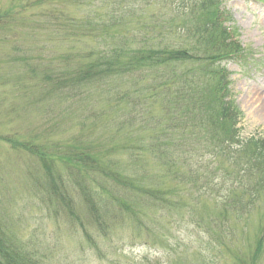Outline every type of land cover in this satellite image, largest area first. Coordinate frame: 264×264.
Masks as SVG:
<instances>
[{"label":"trees","instance_id":"16d2710c","mask_svg":"<svg viewBox=\"0 0 264 264\" xmlns=\"http://www.w3.org/2000/svg\"><path fill=\"white\" fill-rule=\"evenodd\" d=\"M95 1L29 5L54 27L55 40L68 44L42 65L36 86L40 101L52 93L63 99L104 92L114 111V137L122 139L98 152L91 141L72 136L48 146L0 139L38 160L36 186L48 210L77 223L88 240L89 229L104 236L111 223L126 220L150 237L163 217L167 225L187 217L205 230L212 223L232 237L264 201V136H240L242 112L227 64L243 67L249 58L237 29L226 25L222 1ZM69 7L90 8L76 17ZM203 199L213 201L217 215L194 214ZM263 238L251 253L253 263ZM232 259L246 264L239 254ZM0 264L48 263L0 222ZM114 264L124 263L114 258Z\"/></svg>","mask_w":264,"mask_h":264},{"label":"rangeland","instance_id":"374dc122","mask_svg":"<svg viewBox=\"0 0 264 264\" xmlns=\"http://www.w3.org/2000/svg\"><path fill=\"white\" fill-rule=\"evenodd\" d=\"M33 1L0 0V17L5 16L0 21V137L45 141L40 146H48L49 141L65 144L72 136L91 141L95 152L111 149L122 135L114 137V111L104 92L94 89L87 96L63 99L52 93L40 101L43 94L36 86L40 68L68 44L55 40L54 27L37 17L38 8L29 6ZM222 1L230 23L238 29L239 41L252 56L246 66L228 65L231 91L243 114L240 136H264V0ZM89 8L68 10L79 17ZM103 108L106 113L100 116ZM111 155L114 158V152ZM40 180L38 160L0 139V222L17 239L34 246L48 264H114V258L124 264H239L232 259L233 253L251 264V253L264 237L263 201L249 214L246 225L237 223L232 237L212 223L205 230L187 217L170 225L165 220L169 217H163L150 237L126 220L116 227L111 223L104 236L89 229L88 240L77 223L72 226L48 210L36 186ZM216 211L211 199H203L193 210L202 218L215 216ZM154 235L162 238L153 240ZM260 249L253 264H264V238Z\"/></svg>","mask_w":264,"mask_h":264}]
</instances>
